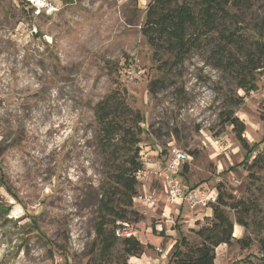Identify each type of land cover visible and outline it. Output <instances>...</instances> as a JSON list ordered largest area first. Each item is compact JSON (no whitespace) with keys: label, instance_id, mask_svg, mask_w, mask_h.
Masks as SVG:
<instances>
[{"label":"rangeland","instance_id":"374dc122","mask_svg":"<svg viewBox=\"0 0 264 264\" xmlns=\"http://www.w3.org/2000/svg\"><path fill=\"white\" fill-rule=\"evenodd\" d=\"M149 2L0 0V264H174L184 237L200 244L211 208L170 206L157 183L139 180V221H119L118 241L103 254L96 226L111 162L95 110L113 93L144 116L143 159L182 149L191 157L183 186L257 200L261 213L233 235L250 247L221 245L214 264H264V73L245 93L234 73L214 68L208 41L182 66L158 63L141 30ZM253 3L243 17L250 26L264 16V0ZM130 67L136 74L127 82ZM228 109L246 124L248 149L221 121ZM146 195L154 206L144 204ZM126 230L143 245L138 256L124 254Z\"/></svg>","mask_w":264,"mask_h":264},{"label":"trees","instance_id":"16d2710c","mask_svg":"<svg viewBox=\"0 0 264 264\" xmlns=\"http://www.w3.org/2000/svg\"><path fill=\"white\" fill-rule=\"evenodd\" d=\"M253 5V0H150L142 35L153 50L155 60L174 68L182 66L193 50L208 41L214 47L211 54L214 68L234 73L236 87L251 93L258 89V74L264 73V16L256 26L248 25L243 18ZM120 95L107 96L95 110L99 144L108 163L111 162L108 185L100 193L99 211L104 216L96 226L104 255L118 241L116 232L121 225L116 227V224L119 221H139L134 199L138 195V174L144 168L140 156L144 116L128 106ZM241 101L242 98L231 99L230 104L239 106ZM220 118L224 125L232 127L238 141L248 149L244 137L246 124L229 109ZM0 181L3 183L1 178ZM211 210L210 223L197 232L200 244L193 246L184 237L181 245L186 251L176 249L171 257L174 264H214L216 249L234 241L250 247V242L233 235L236 225L246 230L250 215L261 213L257 200L249 203L219 192L217 204ZM231 212L235 213L236 221ZM131 216L136 218L132 220ZM121 243L124 254L129 257L143 252L142 243L134 236L123 237Z\"/></svg>","mask_w":264,"mask_h":264},{"label":"built area","instance_id":"2783aa9c","mask_svg":"<svg viewBox=\"0 0 264 264\" xmlns=\"http://www.w3.org/2000/svg\"><path fill=\"white\" fill-rule=\"evenodd\" d=\"M135 68H128L125 72V79L127 82H132L135 79ZM142 158V155L140 153ZM190 155L179 148L172 147L169 149V156L167 161L155 162L142 158L144 168L139 172L138 178L141 182H146L151 179H156L161 182L164 189V198L170 206L181 207L187 205L191 208L208 209L217 204L218 194L216 190L208 191L198 187L183 186L180 176L183 166L189 160ZM144 204L147 206H154L156 199L153 195H146L142 197ZM128 227V224H124ZM123 237L136 236V232L126 230L122 233Z\"/></svg>","mask_w":264,"mask_h":264},{"label":"crops","instance_id":"0c3cea01","mask_svg":"<svg viewBox=\"0 0 264 264\" xmlns=\"http://www.w3.org/2000/svg\"><path fill=\"white\" fill-rule=\"evenodd\" d=\"M161 157V159H159L158 160V158L155 160V162H166L167 161V159L168 158H166L165 156H160ZM186 166V165H185ZM185 166H183V168H182V170H181V176H180V178L183 180V177H182V174H183V172L185 171ZM151 183H157L158 184V186H159V188H160V190H161V192H160V195H162V196H164V189H163V186H162V184H161V182H159L158 180H156V179H151V181H150ZM190 187H192V186H190ZM156 194V193H155ZM168 211H171V208L170 207H166V210H165V214H164V216H166L167 215V213H168ZM236 227H239V226H235V230H236ZM240 235H242V230H241V228H240V230H239V235L238 236H235V237H240Z\"/></svg>","mask_w":264,"mask_h":264},{"label":"bare ground","instance_id":"6f19581e","mask_svg":"<svg viewBox=\"0 0 264 264\" xmlns=\"http://www.w3.org/2000/svg\"><path fill=\"white\" fill-rule=\"evenodd\" d=\"M239 230H240V227H236V230L234 231V236L239 235Z\"/></svg>","mask_w":264,"mask_h":264}]
</instances>
